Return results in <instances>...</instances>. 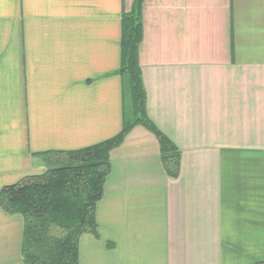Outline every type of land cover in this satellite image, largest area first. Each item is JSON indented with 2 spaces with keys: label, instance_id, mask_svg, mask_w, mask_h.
Instances as JSON below:
<instances>
[{
  "label": "crops",
  "instance_id": "0c3cea01",
  "mask_svg": "<svg viewBox=\"0 0 264 264\" xmlns=\"http://www.w3.org/2000/svg\"><path fill=\"white\" fill-rule=\"evenodd\" d=\"M135 0H0V191L39 156L126 121L122 17ZM147 116L181 153L166 173L137 124L111 154L79 264L264 262V0H145ZM24 219L0 207V264H24Z\"/></svg>",
  "mask_w": 264,
  "mask_h": 264
},
{
  "label": "trees",
  "instance_id": "16d2710c",
  "mask_svg": "<svg viewBox=\"0 0 264 264\" xmlns=\"http://www.w3.org/2000/svg\"><path fill=\"white\" fill-rule=\"evenodd\" d=\"M135 0L122 17L121 67L125 94L135 120L126 121L114 138L75 152L40 154L45 171L0 191V207L24 219V264H79V240L97 234L96 209L111 172V154L137 124L158 139L162 165L171 178L180 171L181 153L147 116V95L139 60L143 40L142 8ZM256 264H264L259 262Z\"/></svg>",
  "mask_w": 264,
  "mask_h": 264
},
{
  "label": "rangeland",
  "instance_id": "374dc122",
  "mask_svg": "<svg viewBox=\"0 0 264 264\" xmlns=\"http://www.w3.org/2000/svg\"><path fill=\"white\" fill-rule=\"evenodd\" d=\"M133 111L134 110H133L131 98H130V95H128V98H127V113L131 116Z\"/></svg>",
  "mask_w": 264,
  "mask_h": 264
}]
</instances>
